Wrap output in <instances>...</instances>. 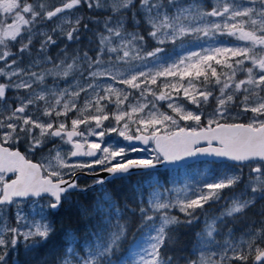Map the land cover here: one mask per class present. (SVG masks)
Here are the masks:
<instances>
[{"label": "rangeland", "instance_id": "rangeland-1", "mask_svg": "<svg viewBox=\"0 0 264 264\" xmlns=\"http://www.w3.org/2000/svg\"><path fill=\"white\" fill-rule=\"evenodd\" d=\"M1 1L21 7L3 15L12 20L0 26V145L19 150L54 180L86 167L161 160L151 145L129 146L130 137L264 123V0ZM110 5L116 10L102 29L111 35L91 49L95 57L50 59L49 43L57 46L89 13ZM130 10L133 18H124ZM58 129L79 131L85 147L99 150L97 162L71 161L70 144L53 135ZM5 178L0 174V201ZM133 183L144 188L143 195L136 191L143 232L124 260L112 256L129 225L110 190L100 187L90 196L107 219L90 241L69 246L62 264H172L161 250L179 226L199 230L184 264H252L264 251L263 164L201 162ZM65 202L67 209L74 201ZM51 204L0 205V264L52 233Z\"/></svg>", "mask_w": 264, "mask_h": 264}, {"label": "water", "instance_id": "water-1", "mask_svg": "<svg viewBox=\"0 0 264 264\" xmlns=\"http://www.w3.org/2000/svg\"><path fill=\"white\" fill-rule=\"evenodd\" d=\"M53 135L56 138L66 137L72 144V160L95 161L98 159L99 152L96 149L89 147L86 150L82 144L75 142L80 138L79 132L55 130ZM151 142L161 162L148 165L130 164L116 170H105L93 176L100 179L93 187L102 186L123 177H133L150 171L176 170L203 161L229 162L239 166L251 163L264 164V124L258 128L243 124L220 125L214 128L208 126L198 132L183 130L173 135H140L136 138H128V144L131 147L148 148ZM0 160L2 161L0 174H5L6 179L16 176V179L4 185L0 205H12L14 199L48 198L55 203L52 209L58 210L62 204V198L67 194L89 191L88 188L77 187L78 175L71 180L57 182L51 177H44L41 165L29 161L18 150L12 151L0 145ZM263 262L264 251L255 259L254 264Z\"/></svg>", "mask_w": 264, "mask_h": 264}, {"label": "trees", "instance_id": "trees-1", "mask_svg": "<svg viewBox=\"0 0 264 264\" xmlns=\"http://www.w3.org/2000/svg\"><path fill=\"white\" fill-rule=\"evenodd\" d=\"M115 8L110 5L106 7V10L103 9V14H100V12L96 14L89 13L79 31L65 38L59 44V41L56 42L57 46L53 45V42L49 43L48 47H52L48 51L50 59H56V55H58L57 57L61 60L68 62L78 55H87L89 53L95 57L96 51L91 49H94L100 39L111 35L109 31H104L102 27L109 20L108 13ZM134 11H136V8H134ZM116 12L120 13L119 10ZM123 17L126 19L133 18L132 11L130 10L128 13L123 14ZM131 183L132 181L125 184L122 181L116 185V188H110L114 203L123 212V221L126 222L127 226L129 225L126 238L120 244L118 250L114 252L112 262L124 260L121 255L127 253L129 245L141 237L143 232L142 228L137 227V223L141 221L140 218L143 214L139 213L137 209L139 197L136 191L143 195L144 192L142 191H144V188L141 187L138 190L139 186ZM79 196L78 202L73 200L74 202H71L67 209H65V203L61 210L53 216L52 233L46 239L39 240L30 249L20 246L16 250L14 263L12 262L11 264H62L69 246L74 244L80 247L82 243L90 241L92 238L91 234L99 231L104 219L106 220L107 218L92 203V196L89 194ZM133 209L135 212L130 213L129 210ZM246 215L248 216L246 218L250 220L252 214L246 212ZM128 217L129 220L127 219ZM232 225L238 227L237 230L242 229L241 222H234ZM197 232L199 230L192 226L175 228L164 249L161 250L162 255L165 258L169 257V260H172V264H184L191 256L193 258L195 234Z\"/></svg>", "mask_w": 264, "mask_h": 264}, {"label": "flooded vegetation", "instance_id": "flooded-vegetation-1", "mask_svg": "<svg viewBox=\"0 0 264 264\" xmlns=\"http://www.w3.org/2000/svg\"><path fill=\"white\" fill-rule=\"evenodd\" d=\"M5 1V0H4ZM8 2V1H7ZM7 2H5V3H3L2 1L0 2V26L1 25H4L5 23H7V22H9L10 20H12V18L11 19H7V21H3L2 20V18H3V15H12L13 13H15L16 11H17V9H19L20 7H21V5H19L16 1H13L12 2V4H7ZM7 4V5H6ZM8 24V23H7ZM263 43H264V40H263ZM262 65H260V67H261ZM261 70H263L264 69V67H261L260 68ZM237 124H242V123H237ZM237 124H226V123H220L219 125H215V126H213V128L214 127H217V126H220V125H237ZM244 125H246V124H244ZM209 125H207V126H205V127H202L201 129H205V128H207ZM69 130H71V129H69ZM58 139V138H57ZM60 139H64L66 142H67V139L65 138V137H62V138H59V140ZM79 141H81V140H79ZM151 144L153 145V142H151ZM151 145V146H152ZM70 146H71V144H70ZM153 147V146H152ZM88 148V146H86V149ZM71 150H72V148H71ZM70 160L71 161H73V162H84V163H86V162H89V163H94L95 161H89V160H87V159H85V160H76V161H74V160H72L71 158H70ZM159 161H161V160H159ZM96 162H97V160H96ZM138 163H141V162H138ZM153 163H157V162H152V164ZM151 164V163H150ZM146 165H148V164H146ZM96 168H94V167H86L84 170L83 169H80V170H77L75 173H74V175H73V177L74 176H76V175H78V177H77V180H76V184H77V187L78 188H80V189H86V188H88L89 189V191L87 192V193H89V192H93V190H96V189H98V188H100V187H102V188H107V190L109 189L110 190V188H116V185L117 184H119V182H122L124 179L125 180H135V178H138V177H141V176H143V175H148V174H151V173H153V174H155V175H161L162 176V178H164V174H165V172L166 171H164V170H160V171H150V172H148V173H145V174H141V175H137V176H133V177H123V178H120V179H116V180H114V181H112V182H108V183H106L105 185H102V186H97V187H93L97 182H99L100 181V179L99 178H95V177H93L94 175H97V174H99L100 172H103L104 170H106V169H108V168H101V167H97V166H95ZM123 167V166H122ZM119 168H121V166H119V167H117L116 169H119ZM259 169H257L256 170V172L258 171ZM73 177L71 176V178L69 177L68 179H73ZM6 179V178H5ZM11 179H9V181H10ZM124 182V181H123ZM124 183H126V182H124ZM93 187V188H92ZM87 193L85 194V193H79V192H74V193H72V194H68L67 196H65V197H63L62 198V206H63V203H65V201H67V199H71V200H74V201H77V200H79V198H80V196L79 195H87ZM51 206H52V204H51ZM62 208V207H61Z\"/></svg>", "mask_w": 264, "mask_h": 264}, {"label": "bare ground", "instance_id": "bare-ground-1", "mask_svg": "<svg viewBox=\"0 0 264 264\" xmlns=\"http://www.w3.org/2000/svg\"><path fill=\"white\" fill-rule=\"evenodd\" d=\"M0 162H2L1 160H0ZM7 165V164H6Z\"/></svg>", "mask_w": 264, "mask_h": 264}]
</instances>
